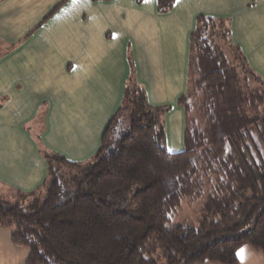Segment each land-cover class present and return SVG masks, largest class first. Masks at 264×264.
<instances>
[{
  "label": "trees",
  "instance_id": "1",
  "mask_svg": "<svg viewBox=\"0 0 264 264\" xmlns=\"http://www.w3.org/2000/svg\"><path fill=\"white\" fill-rule=\"evenodd\" d=\"M173 3L156 0V9L164 13ZM215 21L226 26L223 35L244 76L215 42ZM229 36L226 19L197 17L189 36L188 84L177 100L185 116L182 150H167L163 136H156L169 107L149 104L133 81L122 99L129 124L110 139L114 115L90 159L69 161L41 148L48 163L44 195L29 203L0 196V226L29 249L24 264H237L245 244L264 255V78L247 66ZM54 159L68 169L83 166L72 191L63 189L62 167ZM130 184L140 185L134 193L140 216L107 201ZM183 199L199 202L205 216L198 227L166 229Z\"/></svg>",
  "mask_w": 264,
  "mask_h": 264
},
{
  "label": "crops",
  "instance_id": "2",
  "mask_svg": "<svg viewBox=\"0 0 264 264\" xmlns=\"http://www.w3.org/2000/svg\"><path fill=\"white\" fill-rule=\"evenodd\" d=\"M200 15L226 19L232 43L264 74V0H174L164 13L156 0H0V196L44 189L41 148L69 161L90 159L135 62L150 104L170 106L166 146L182 150L185 116L177 100L187 88L189 36ZM138 24L150 25L160 44L138 52L139 61ZM10 233L0 226V264H24L29 249ZM240 249L237 264H264L250 245Z\"/></svg>",
  "mask_w": 264,
  "mask_h": 264
},
{
  "label": "rangeland",
  "instance_id": "3",
  "mask_svg": "<svg viewBox=\"0 0 264 264\" xmlns=\"http://www.w3.org/2000/svg\"><path fill=\"white\" fill-rule=\"evenodd\" d=\"M212 27L216 29V31L219 33V35H216L214 37L215 42L221 47L222 50H224L225 54L227 57L231 60L232 65H237L238 72L240 76H244L242 71H241V65L240 63H236L234 60L235 53L234 49L231 48V46L228 43V38L223 35V32H225L226 26L224 23H220L219 21H215V24H210ZM139 35L141 38H139ZM229 40H231V36H229ZM156 45L157 48L159 49V43L156 41L155 34L152 31V27L150 25L146 24H138L133 26V53L136 60L139 61L140 57L138 56V52H148V50L152 49V47ZM244 55V54H243ZM245 56V55H244ZM247 66L252 69L254 72H256L260 77L264 78V74L259 70H256L252 67V64L244 58ZM136 63V62H135ZM135 63L134 65L132 64V75L133 79L132 81L137 83L142 89L144 90L145 98L146 101L149 102L148 98V93L145 89V84H141L137 82L135 78ZM243 79V77H241ZM246 78V77H245ZM248 78V84L252 85L253 81L249 76ZM193 77L190 79V83H192ZM132 82V83H133ZM123 99V98H122ZM189 104H194L192 103L193 100H188L187 101ZM128 105V103H125L124 100H121L120 105L118 106L119 109L116 110L115 115V120L111 126L110 129V139L115 137V134H118V136H121L124 132V129L127 127V124H129V113H130V108L124 107V105ZM167 106V105H164ZM168 110L170 109V106L168 105ZM168 112V111H167ZM166 112V113H167ZM165 113V114H166ZM189 115L192 117H196V114L194 110H189ZM166 115L162 117L161 124L156 132V136H163L164 138V144L166 149L170 150L171 147L168 145L166 146V141L168 139V134H167V123L165 121ZM176 144L173 142V145ZM176 146V145H175ZM170 148V149H169ZM176 148V147H174ZM173 150V149H171ZM55 152V151H54ZM57 153V152H55ZM59 154V153H57ZM61 155V154H59ZM55 160V159H54ZM54 165H58L62 167V165L59 163L58 160L54 161ZM83 166L75 169H68L66 167L61 168V178H63V189L72 191L75 189V184L77 180H79L83 173ZM60 172V171H59ZM76 180V181H75ZM140 185L138 184H130L127 185L126 187L117 190L113 193H111L107 197V201L115 204L116 206L128 210L130 213L136 216H140L142 214V209H141V204L140 201L137 200L134 197V193L138 190ZM45 188L42 190H39L37 194L33 195H28V197H23L21 194H14L12 196H7V198L11 200H20L21 202H26L29 203L33 201L35 197H41L44 195ZM200 203L197 201H191L189 199H183L181 206L171 215L170 219L164 224L166 229H171L172 227L176 225H183V226H191V227H198L201 219L205 216L204 212L199 209Z\"/></svg>",
  "mask_w": 264,
  "mask_h": 264
},
{
  "label": "snow or ice",
  "instance_id": "4",
  "mask_svg": "<svg viewBox=\"0 0 264 264\" xmlns=\"http://www.w3.org/2000/svg\"><path fill=\"white\" fill-rule=\"evenodd\" d=\"M243 253H244V249H240V250L238 251V253H237V256H238L241 260H243Z\"/></svg>",
  "mask_w": 264,
  "mask_h": 264
}]
</instances>
